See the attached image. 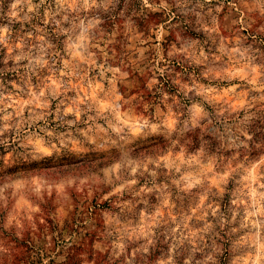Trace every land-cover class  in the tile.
<instances>
[{"label":"clouds","instance_id":"1","mask_svg":"<svg viewBox=\"0 0 264 264\" xmlns=\"http://www.w3.org/2000/svg\"><path fill=\"white\" fill-rule=\"evenodd\" d=\"M0 161V264H264V0H0Z\"/></svg>","mask_w":264,"mask_h":264},{"label":"rangeland","instance_id":"2","mask_svg":"<svg viewBox=\"0 0 264 264\" xmlns=\"http://www.w3.org/2000/svg\"><path fill=\"white\" fill-rule=\"evenodd\" d=\"M158 87L161 88V91L164 89L175 91L174 86L170 88L168 83H164L162 81L158 83ZM2 169L3 162L0 161V170ZM77 212H79V210H77ZM63 216L64 213L62 209L58 207L54 209V215L52 213H48V218L54 221L55 227H60L61 224L64 225L63 233H61V235L63 236V241H67L68 234L70 232L76 233V231L80 228L79 215L73 217L71 221L67 222L63 220ZM39 222L43 223V219L41 218ZM73 239H76V237L73 236ZM53 240L55 243L50 245L44 241L42 237H33V240L31 241V248L28 252V256L32 260V264H44L45 261H47V264H72V257L75 253H72L71 251L66 253L63 241L57 239L55 234H53ZM80 240L82 242L73 244V248L82 251L88 247L89 239L87 236L81 234Z\"/></svg>","mask_w":264,"mask_h":264}]
</instances>
